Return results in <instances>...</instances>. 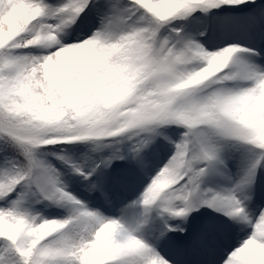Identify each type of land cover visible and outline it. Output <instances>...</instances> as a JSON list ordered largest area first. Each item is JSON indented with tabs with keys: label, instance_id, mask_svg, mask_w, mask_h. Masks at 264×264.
I'll return each instance as SVG.
<instances>
[{
	"label": "snow or ice",
	"instance_id": "obj_1",
	"mask_svg": "<svg viewBox=\"0 0 264 264\" xmlns=\"http://www.w3.org/2000/svg\"><path fill=\"white\" fill-rule=\"evenodd\" d=\"M0 264H264V0H0Z\"/></svg>",
	"mask_w": 264,
	"mask_h": 264
},
{
	"label": "rangeland",
	"instance_id": "obj_2",
	"mask_svg": "<svg viewBox=\"0 0 264 264\" xmlns=\"http://www.w3.org/2000/svg\"><path fill=\"white\" fill-rule=\"evenodd\" d=\"M83 147H84V145L82 144L81 145V150H83ZM226 183V182H225ZM209 186H216L215 184H213V185H209Z\"/></svg>",
	"mask_w": 264,
	"mask_h": 264
}]
</instances>
